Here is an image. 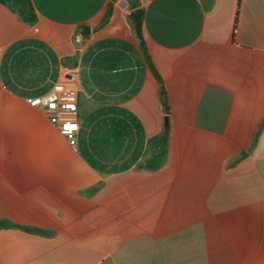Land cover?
I'll return each mask as SVG.
<instances>
[{"label":"crops","instance_id":"1","mask_svg":"<svg viewBox=\"0 0 264 264\" xmlns=\"http://www.w3.org/2000/svg\"><path fill=\"white\" fill-rule=\"evenodd\" d=\"M30 1L0 4V221L49 234L0 228V264H264V0H139L141 39L128 0ZM61 84L74 145L28 101Z\"/></svg>","mask_w":264,"mask_h":264},{"label":"built area","instance_id":"2","mask_svg":"<svg viewBox=\"0 0 264 264\" xmlns=\"http://www.w3.org/2000/svg\"><path fill=\"white\" fill-rule=\"evenodd\" d=\"M28 101L31 106L44 108L48 113L49 121L59 128L71 145L75 144L78 122L75 117L77 106L72 85H58L48 94ZM72 125L75 127H71Z\"/></svg>","mask_w":264,"mask_h":264},{"label":"trees","instance_id":"3","mask_svg":"<svg viewBox=\"0 0 264 264\" xmlns=\"http://www.w3.org/2000/svg\"><path fill=\"white\" fill-rule=\"evenodd\" d=\"M112 1H114V0H112ZM128 2H129L130 9H136L139 7V0H128ZM239 2H240V0H237V6L239 5ZM0 4L6 6L11 11L16 13L23 22L31 24V25L36 22V15H35L34 8L31 4L30 0H0ZM210 5H211V1H209V5L207 6V8H209ZM108 18H109V13H107L104 16V18L101 20L98 27H102L103 25H105V23L108 21ZM237 19H238V10H236L234 23H233L232 36H231L232 41H234V36H235V31H236V26H237ZM141 50H142L144 59L148 65L149 69L151 70L152 74L154 75V77L159 82H161V79H160L158 73L156 72V70L153 66V63L151 62V59L147 53L146 47H145L143 42H141ZM163 105H164L165 110L168 111V107H167L165 100H163ZM160 157H161V155L158 157L155 156V157L147 160L145 163V166L149 169L157 167L160 164ZM10 227H19V228H22L26 231L33 232L36 234H42V235H48L49 234L48 232H45V231H42L39 229L15 225L8 220L0 221V228H10Z\"/></svg>","mask_w":264,"mask_h":264},{"label":"water","instance_id":"4","mask_svg":"<svg viewBox=\"0 0 264 264\" xmlns=\"http://www.w3.org/2000/svg\"><path fill=\"white\" fill-rule=\"evenodd\" d=\"M129 15L134 24L135 35L137 36L138 39H141V22H142L141 9L140 8L134 9L130 12ZM163 94H164L163 87H161V95L163 96Z\"/></svg>","mask_w":264,"mask_h":264},{"label":"snow or ice","instance_id":"5","mask_svg":"<svg viewBox=\"0 0 264 264\" xmlns=\"http://www.w3.org/2000/svg\"><path fill=\"white\" fill-rule=\"evenodd\" d=\"M71 127H75L74 125H72Z\"/></svg>","mask_w":264,"mask_h":264}]
</instances>
